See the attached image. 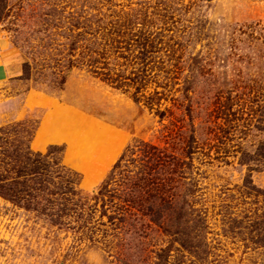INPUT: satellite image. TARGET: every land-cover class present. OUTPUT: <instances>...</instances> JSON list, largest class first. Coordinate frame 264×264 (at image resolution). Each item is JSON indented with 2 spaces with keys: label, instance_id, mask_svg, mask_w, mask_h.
I'll return each mask as SVG.
<instances>
[{
  "label": "rangeland",
  "instance_id": "374dc122",
  "mask_svg": "<svg viewBox=\"0 0 264 264\" xmlns=\"http://www.w3.org/2000/svg\"><path fill=\"white\" fill-rule=\"evenodd\" d=\"M0 36V264H264V0H5Z\"/></svg>",
  "mask_w": 264,
  "mask_h": 264
},
{
  "label": "crops",
  "instance_id": "0c3cea01",
  "mask_svg": "<svg viewBox=\"0 0 264 264\" xmlns=\"http://www.w3.org/2000/svg\"><path fill=\"white\" fill-rule=\"evenodd\" d=\"M0 38H1V36H0ZM5 46H6V41L0 40V54L4 51ZM12 68H13L12 64H10V62L6 60L4 55H1V57H0V83L6 81L7 79L11 78L15 74L14 70H12ZM41 99H42L41 100L42 103H47L49 101V99H47V98L42 97ZM50 108L51 109L49 110V112L44 117L41 128L37 132L34 143H36L38 141V139L43 135V134H41V131L44 129L43 127H45L47 123H49V125L53 126V128L55 130V134L51 137H47V139H45L46 142H45L44 147H42V148L37 147L38 149H45V147H47L49 145H54V144L65 142V141L70 142V138H71L70 128H71V126H70V124H68L69 123L68 120H69L70 116H72L75 111H71L68 109L69 111H71V114H69V111L65 107L60 108V107L54 106V107H50ZM74 114H76V113H74ZM58 115H63V117H58ZM55 118H57V121L60 124L59 126H60L61 130L63 131L61 133H58L59 130L56 129V127H54L55 126ZM86 127L87 126H84V128H86ZM77 128H78L77 129L78 131H80L82 129L81 126H77ZM98 129H101V128L99 127ZM82 132L83 131H81V133H80V140L85 143L86 139H89V144H92L94 142V137L92 136L93 138L92 137L84 138V135ZM74 138H73V140H74ZM47 140H49V141H47ZM73 140H72V142H73ZM81 141H80V143H81ZM76 143L77 144L75 146H73V144L70 145L71 151L75 150L76 147H79L80 143H78L77 140H76ZM84 143H81V144L83 145ZM83 170H85V169L83 168Z\"/></svg>",
  "mask_w": 264,
  "mask_h": 264
},
{
  "label": "trees",
  "instance_id": "16d2710c",
  "mask_svg": "<svg viewBox=\"0 0 264 264\" xmlns=\"http://www.w3.org/2000/svg\"><path fill=\"white\" fill-rule=\"evenodd\" d=\"M0 3H2V7H0V20H1L3 17V14H4V10H5V0H0ZM116 32L117 31H115V33ZM53 146H56V145H50L49 148L53 147ZM49 152H51V151L49 150ZM8 181L11 183L15 182V179L10 176V170L4 172L0 168V195H6V196L9 195L8 192H6L7 188H5V186H7L5 184Z\"/></svg>",
  "mask_w": 264,
  "mask_h": 264
}]
</instances>
